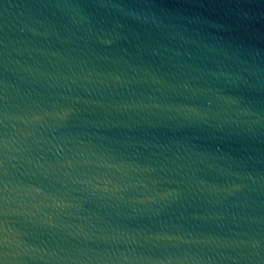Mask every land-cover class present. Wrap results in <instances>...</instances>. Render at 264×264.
Instances as JSON below:
<instances>
[{
  "label": "water",
  "instance_id": "1",
  "mask_svg": "<svg viewBox=\"0 0 264 264\" xmlns=\"http://www.w3.org/2000/svg\"><path fill=\"white\" fill-rule=\"evenodd\" d=\"M0 264H264V0H0Z\"/></svg>",
  "mask_w": 264,
  "mask_h": 264
}]
</instances>
